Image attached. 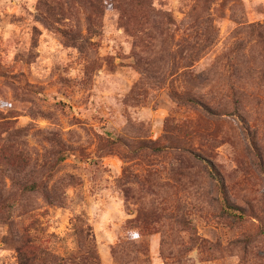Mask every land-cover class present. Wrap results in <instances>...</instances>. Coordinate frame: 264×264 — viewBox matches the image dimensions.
<instances>
[{
	"label": "rangeland",
	"instance_id": "rangeland-1",
	"mask_svg": "<svg viewBox=\"0 0 264 264\" xmlns=\"http://www.w3.org/2000/svg\"><path fill=\"white\" fill-rule=\"evenodd\" d=\"M208 1L0 0V264L22 227L64 259L264 264V0Z\"/></svg>",
	"mask_w": 264,
	"mask_h": 264
},
{
	"label": "trees",
	"instance_id": "trees-1",
	"mask_svg": "<svg viewBox=\"0 0 264 264\" xmlns=\"http://www.w3.org/2000/svg\"><path fill=\"white\" fill-rule=\"evenodd\" d=\"M208 0H203V8L207 9V6L209 5ZM118 5H121L118 3ZM247 27H251V25H247ZM195 34V33H194ZM198 37V36H197ZM197 37L193 34H191V39L186 38V42L188 40H191V43L193 40H196ZM207 41H211V37L207 35L205 37ZM191 103L201 106V104L197 101H194L193 99L190 100ZM209 175L211 180L216 185L219 198L221 201V205L226 213L228 214H238L242 212L239 208L231 205L227 201V197L225 194V187L224 183L219 176V174L215 171L212 165H210L209 169ZM19 192L21 195L23 194H35L43 192V187H40L37 183H32L29 185H26L24 187L20 186ZM5 222V221H2ZM9 222V221H6ZM9 224V223H4ZM16 250L18 253L19 258V264H99L98 259L95 256V252H93L94 248L90 246L84 245V242L82 239H78L79 243V254L77 257H71V258H61L57 255H54L48 250L44 249L40 244L36 242V237L31 236L29 233L28 228L22 227L18 233H16ZM78 234V233H77ZM83 250V251H82Z\"/></svg>",
	"mask_w": 264,
	"mask_h": 264
}]
</instances>
